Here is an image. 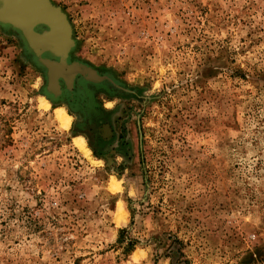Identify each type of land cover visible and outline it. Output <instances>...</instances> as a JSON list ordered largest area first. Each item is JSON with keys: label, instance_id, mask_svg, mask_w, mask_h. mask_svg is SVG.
Wrapping results in <instances>:
<instances>
[{"label": "rangeland", "instance_id": "1", "mask_svg": "<svg viewBox=\"0 0 264 264\" xmlns=\"http://www.w3.org/2000/svg\"><path fill=\"white\" fill-rule=\"evenodd\" d=\"M52 2L112 92L82 127L0 25V264H264V0Z\"/></svg>", "mask_w": 264, "mask_h": 264}, {"label": "water", "instance_id": "2", "mask_svg": "<svg viewBox=\"0 0 264 264\" xmlns=\"http://www.w3.org/2000/svg\"><path fill=\"white\" fill-rule=\"evenodd\" d=\"M8 2L10 1L0 0V8ZM21 2L22 5L25 4L23 7L25 9H20L21 13L15 9L4 12V15L0 13V25L20 32L37 64L45 69L48 86L54 81V86L58 89L60 77L65 79L67 84L72 85L77 73L94 82L102 81V77L95 75L90 66L78 61L69 63L65 60L75 42L72 38V25L60 6L54 4L52 0H21ZM19 14L23 16L22 19L17 17ZM24 17L28 21H21ZM61 51L62 54L59 55Z\"/></svg>", "mask_w": 264, "mask_h": 264}, {"label": "flooded vegetation", "instance_id": "3", "mask_svg": "<svg viewBox=\"0 0 264 264\" xmlns=\"http://www.w3.org/2000/svg\"><path fill=\"white\" fill-rule=\"evenodd\" d=\"M73 61L68 56V62ZM61 83L60 91L55 93H51V97L56 99L57 101H61L69 104L73 109L79 110L81 115L79 116L82 120L80 125L82 127L94 126L95 119H97L101 114V112L97 109V101L96 94L98 91L103 90L106 93L110 94V89L108 86L102 82H94L91 80H86L83 75L78 76L73 82V89L68 86L65 79H59ZM58 91V90H57ZM104 92V93H105ZM107 95V94H106ZM102 134L106 137L111 136L112 128L109 124L104 123L102 125Z\"/></svg>", "mask_w": 264, "mask_h": 264}, {"label": "bare ground", "instance_id": "4", "mask_svg": "<svg viewBox=\"0 0 264 264\" xmlns=\"http://www.w3.org/2000/svg\"><path fill=\"white\" fill-rule=\"evenodd\" d=\"M9 1L10 2H8L6 5H4V6H2L0 8V13H3V15H4V12L9 11V10L11 11V10L15 9L17 12L21 13L20 9H22V10L25 9V8H23L25 6V4L22 5V2H24V1H22V2H21V0H9ZM17 17L20 18V19L23 18V16L21 14H19ZM25 20H27V18L24 17V20H21V21H25ZM3 27H7L8 28V26H3ZM13 30L20 35L23 43H25V41H24L22 35L20 34V32L18 30H16V29H13ZM25 45H26V43H25ZM61 54H62V51L59 53V55H61ZM65 60L68 62V56L65 57ZM58 64H60V63H58ZM90 77H92V76H90ZM84 78H86V80H92V79H88V77H86V76H84ZM68 86L71 87V83H68ZM48 89H49V91L51 93H55L56 94L57 92H59V91H57L58 89L54 86V81H52L51 85L48 86ZM42 104L46 108L50 106V103L48 101H46V99H42ZM56 116H57L58 121L61 123V125L64 128H68L69 127L71 116H70V114H68L65 111V109H63V108L56 109ZM75 141H76V144L81 149H84V144H83L84 141L82 142L81 139H75ZM110 187H111V189L113 191H117V190L120 189V183L113 177L112 180H111V183H110ZM125 218H126L125 210H124L123 206L120 204L119 207H118V210L116 212V219H117V221L120 222V221L124 220Z\"/></svg>", "mask_w": 264, "mask_h": 264}, {"label": "trees", "instance_id": "5", "mask_svg": "<svg viewBox=\"0 0 264 264\" xmlns=\"http://www.w3.org/2000/svg\"><path fill=\"white\" fill-rule=\"evenodd\" d=\"M124 232H125V229L122 230V233H121V236H120V241H121V239H122L121 237H122V235H123ZM133 243H134V242H132V241L128 242V243H127V246L125 247V250H126V251H130V249H132L131 247L133 246Z\"/></svg>", "mask_w": 264, "mask_h": 264}]
</instances>
